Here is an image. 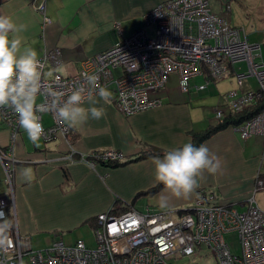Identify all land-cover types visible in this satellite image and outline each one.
<instances>
[{
	"label": "crops",
	"instance_id": "0c3cea01",
	"mask_svg": "<svg viewBox=\"0 0 264 264\" xmlns=\"http://www.w3.org/2000/svg\"><path fill=\"white\" fill-rule=\"evenodd\" d=\"M42 1L0 0V16L27 26L19 35L27 47L37 52L38 58L50 50H60L61 64L44 66L43 76L51 78L55 73L66 76L78 72L83 60L108 49L121 38L118 29L122 37L140 29L151 37L154 26L145 23V16L166 0H44L49 19L45 24L37 10ZM207 1L210 10L223 15L231 26L225 15L229 11L225 7L231 0ZM112 73L117 76L120 70L113 69ZM250 78L237 86L233 74L228 72L204 90L183 93L177 76L170 74L165 88L153 95L161 101L158 107L126 116L117 109L112 95L107 103L96 95L92 97L95 104L86 100L83 107H102L105 115L99 120L89 118L83 125L68 126L65 138L58 136L51 142L34 143L26 132L20 131L13 143L17 162L13 195L7 207L8 215L14 214L16 218L19 233L28 235L30 242L41 233L64 240L72 231H78L76 239H82L80 229L93 230L95 217L102 212L109 209L119 212L126 205L141 212L146 208H189L198 188L211 192L215 203L233 204L240 210L253 197L256 206L264 212V189L253 192L256 179L264 176L263 139L256 135L242 140L231 126L215 131L201 143L208 148L210 156L218 158L220 166L215 174L205 171L198 178L199 186L189 196L176 198L164 186L153 194L147 193L160 184L155 179L154 159L162 157L145 154L167 153L191 143L192 133L216 126L214 109L225 105L222 95L231 90H254L256 83ZM173 79L175 87L171 85ZM204 82L202 75L191 80L192 85ZM108 91L112 94L111 89ZM43 124H51L47 113L43 114ZM9 143V129L0 123V148H6ZM70 149L76 154L115 149L125 157L114 165L99 163L91 168L77 162L67 166L61 158ZM4 175L0 161L2 193L6 192ZM232 234L235 233L224 235V239Z\"/></svg>",
	"mask_w": 264,
	"mask_h": 264
},
{
	"label": "built area",
	"instance_id": "2783aa9c",
	"mask_svg": "<svg viewBox=\"0 0 264 264\" xmlns=\"http://www.w3.org/2000/svg\"><path fill=\"white\" fill-rule=\"evenodd\" d=\"M226 6L225 10H228ZM37 10L43 24L44 0ZM145 23L153 25V35L143 29L128 37H121L108 49L81 62L80 70L71 75L55 73L43 76L44 66L61 64L59 49H53L38 58L42 64V84L64 93L61 102L72 91L84 86L86 77L96 75L98 83L112 90L114 104L124 115L158 107L161 103L156 92L165 88L167 77L175 74L181 92L204 90L210 83L233 74L236 85L244 79L254 78L256 88L246 92L228 91L222 95L225 105L215 107L214 116L219 121L229 113L257 105L259 110L249 119L233 127L242 140L261 136L264 146V60L259 43L250 42L243 28L230 26L225 17L210 10L207 0H166L156 5L146 16ZM243 63L245 69L235 65ZM113 69L120 74L114 76ZM202 75L205 82L192 85L191 80ZM98 89L93 91V96ZM87 100V99H86ZM37 103L45 107L38 112L44 134L40 140L51 142L58 136L66 137L69 127L51 107V97L40 95ZM51 116V124H43V114ZM0 123L9 129L10 143L0 148V161L5 172L3 183L6 192H0V226H7L10 246L0 248V264H170L177 256H190L195 248L205 246L219 264H264V212L253 197L246 200L240 210L233 204H218L204 188L194 192L193 204L185 209H150L139 211L126 205L122 211L109 209L95 217L94 247L76 239L66 245L52 242L46 249L33 250L30 237L20 234L16 218L7 213L9 197L13 195V171L17 159L13 143L20 132L17 114L11 107L0 108ZM27 134V133H26ZM124 154L115 149H96L76 154L72 149L63 156L69 166L77 162L94 168L99 163L116 164ZM264 189V176H259L253 192ZM235 233L240 254L233 253L224 235Z\"/></svg>",
	"mask_w": 264,
	"mask_h": 264
},
{
	"label": "clouds",
	"instance_id": "9594fccd",
	"mask_svg": "<svg viewBox=\"0 0 264 264\" xmlns=\"http://www.w3.org/2000/svg\"><path fill=\"white\" fill-rule=\"evenodd\" d=\"M27 26L16 24L11 17L0 16V108L11 107L18 116L20 127L32 142L44 134L40 112L45 106L37 103L40 95L51 97V107L59 119L68 126L83 125L89 118L99 120L105 115L102 107H83L86 99L95 104L93 91L105 102H110L111 92L101 87L96 75L86 77L90 87L81 86L61 102L63 92L51 85L42 84V64L37 52L24 44L19 35ZM155 179L176 198H186L198 186V178L206 171L215 174L219 160L210 156L206 146L185 143L169 150L164 157L154 159ZM30 171V170H28ZM10 246L7 226H0V248Z\"/></svg>",
	"mask_w": 264,
	"mask_h": 264
},
{
	"label": "rangeland",
	"instance_id": "374dc122",
	"mask_svg": "<svg viewBox=\"0 0 264 264\" xmlns=\"http://www.w3.org/2000/svg\"><path fill=\"white\" fill-rule=\"evenodd\" d=\"M226 8V7H225ZM229 11L225 15L230 20V24L236 28H243L248 35L250 42L259 43L262 47L264 60V0H231L228 4ZM245 68L244 64H237L236 68ZM255 80L254 78H250ZM174 79L171 85L176 86ZM256 83V81H253ZM211 84V83H210ZM20 131L25 133L21 128ZM80 237L85 241L88 247H94L95 237L92 229H80ZM78 231H72L65 235L64 240L61 237H55L52 234L41 233L31 238V246L33 250L49 248L54 241L61 240L66 245L72 242L79 236ZM233 253L240 254L238 240L235 234L225 236ZM170 264H219L215 256L210 250L205 247H197L194 253L190 256H177L169 260Z\"/></svg>",
	"mask_w": 264,
	"mask_h": 264
},
{
	"label": "trees",
	"instance_id": "16d2710c",
	"mask_svg": "<svg viewBox=\"0 0 264 264\" xmlns=\"http://www.w3.org/2000/svg\"><path fill=\"white\" fill-rule=\"evenodd\" d=\"M259 110V107L257 105H252V106H247L244 107L241 111L239 112H235V113H229L225 118H223L221 121L217 122L216 126L199 132V133H192V142L191 144H193L196 147H199L201 145V143L207 139L211 134H213L215 131L221 129V128H225L227 126H236L238 124H240L241 122H243L244 120L249 119L250 117H252L257 111ZM166 153H160L157 151H151L148 154H145L146 156H161L162 158L164 157ZM104 164V163H103ZM114 165V164H113ZM163 185L160 183L159 185H157L156 187H154L153 189H151L150 191H148L147 193H155L157 190H159Z\"/></svg>",
	"mask_w": 264,
	"mask_h": 264
}]
</instances>
